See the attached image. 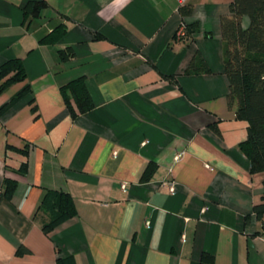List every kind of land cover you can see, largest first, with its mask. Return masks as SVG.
<instances>
[{
    "label": "crops",
    "instance_id": "obj_1",
    "mask_svg": "<svg viewBox=\"0 0 264 264\" xmlns=\"http://www.w3.org/2000/svg\"><path fill=\"white\" fill-rule=\"evenodd\" d=\"M31 1L0 0V66L19 58L27 74L0 107L31 88L0 115V264H264L253 214L264 173H250L239 149L248 125L227 103L221 21L232 0H188L185 17L175 0H45L37 19L24 15ZM183 22L198 32L175 39ZM60 24L59 43H39ZM196 57L209 73H187ZM79 77L94 108L73 119L60 87ZM6 179L17 182L11 200ZM46 189L77 209L49 234L47 216L34 217Z\"/></svg>",
    "mask_w": 264,
    "mask_h": 264
},
{
    "label": "trees",
    "instance_id": "obj_2",
    "mask_svg": "<svg viewBox=\"0 0 264 264\" xmlns=\"http://www.w3.org/2000/svg\"><path fill=\"white\" fill-rule=\"evenodd\" d=\"M48 7L45 0H34L24 7V15L37 19ZM191 7L183 5L178 8L181 16L191 14ZM229 16L222 18L221 30L223 38V63L224 73L229 82L227 103L234 109L238 120L247 122L246 139L239 144L240 151L250 162V173H264V0H232L229 7ZM248 23L245 26L244 21ZM185 37L198 32L197 24H186ZM66 34L63 24L56 26L51 33L42 37L39 43L55 45ZM182 38V39H184ZM175 39L176 35H175ZM62 62L70 58L67 50H59ZM209 73V69L202 57H196L189 65L187 73ZM174 81L173 77H166ZM27 74L24 63L19 58H11L0 66V96L11 86L25 83ZM31 93L28 84L7 103L0 107V115L9 110L16 103ZM60 93L71 117L85 114L94 108V103L87 89L83 77L76 78L60 87ZM33 103V101H31ZM30 146V145H29ZM8 149L27 155L28 145L20 150L7 146ZM155 171V165L148 166L143 175V180H148ZM27 172V165L23 164L16 171L19 176ZM17 187V182L6 179L1 196L11 200ZM45 214L47 220L42 224V231L49 234L56 227L77 215V209L72 197L63 191L46 189L34 213ZM255 218L264 225V181L261 201L253 207ZM248 221V218L246 219ZM26 248H19L17 255L27 253ZM210 257L202 256L201 264H211ZM56 264H76L71 256L59 255Z\"/></svg>",
    "mask_w": 264,
    "mask_h": 264
},
{
    "label": "built area",
    "instance_id": "obj_3",
    "mask_svg": "<svg viewBox=\"0 0 264 264\" xmlns=\"http://www.w3.org/2000/svg\"><path fill=\"white\" fill-rule=\"evenodd\" d=\"M175 1H176L177 5H178V8L180 6L185 5L188 2V0H175ZM185 35H186L185 34V27H184L183 24H181V26L178 28V30L176 32V38L180 40V39L184 38ZM184 155H185L184 152H181L180 154H177L175 156V158H174L175 163L180 162L184 158Z\"/></svg>",
    "mask_w": 264,
    "mask_h": 264
}]
</instances>
